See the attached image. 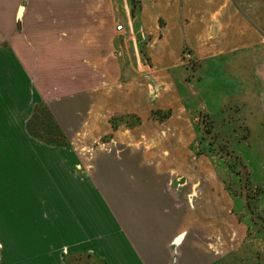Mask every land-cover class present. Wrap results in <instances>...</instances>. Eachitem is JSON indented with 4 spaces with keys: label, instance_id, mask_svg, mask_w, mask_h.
Wrapping results in <instances>:
<instances>
[{
    "label": "crops",
    "instance_id": "0c3cea01",
    "mask_svg": "<svg viewBox=\"0 0 264 264\" xmlns=\"http://www.w3.org/2000/svg\"><path fill=\"white\" fill-rule=\"evenodd\" d=\"M138 1L150 76L118 63L102 83L65 90L42 84L17 44L26 6L0 0V264H240L248 226L220 178L202 179L193 206L183 190L175 209L170 164L118 162L94 144L128 141L145 101L150 118L180 125L191 110L188 61L244 53L259 36L234 0ZM157 109L171 114L161 121ZM198 171L207 176V165Z\"/></svg>",
    "mask_w": 264,
    "mask_h": 264
},
{
    "label": "rangeland",
    "instance_id": "374dc122",
    "mask_svg": "<svg viewBox=\"0 0 264 264\" xmlns=\"http://www.w3.org/2000/svg\"><path fill=\"white\" fill-rule=\"evenodd\" d=\"M234 1L254 24L260 41L244 53L202 59V51L200 59L188 61L181 75L186 81L181 79L191 110L183 122L174 126L170 120L150 118L145 101L139 110L144 124L128 141L113 135L110 142L94 146H111L118 162L137 157L135 161L145 164H170L175 209L183 203V190L193 206L202 194V179L220 178L237 198L240 218L248 226L240 264H264V0ZM21 4L27 11L17 23V44L45 86L70 90L98 85L105 66L114 76L118 63L127 76H150V60L144 55L148 36L141 29L136 34L135 0H21ZM118 22L125 24L124 34L116 32ZM150 85L154 91L156 84ZM121 146L128 147L129 155L116 151ZM136 152L142 154L134 156ZM203 164L208 172L202 178L198 167ZM172 251L171 246V255Z\"/></svg>",
    "mask_w": 264,
    "mask_h": 264
},
{
    "label": "trees",
    "instance_id": "16d2710c",
    "mask_svg": "<svg viewBox=\"0 0 264 264\" xmlns=\"http://www.w3.org/2000/svg\"><path fill=\"white\" fill-rule=\"evenodd\" d=\"M135 3L136 4H139V1L138 0H135ZM133 17L135 16V10H133ZM170 114H171V112H170V110L168 109V110H153L152 111V115L154 116V117H156L157 119H159V120H164V119H166V118H168L169 116H170ZM112 122H113V127H117V125H118V123H116L115 121H114V117H113V120H112ZM119 122H125L124 121V118H122V116H121V118L119 119ZM127 124L128 125H132L130 122H127Z\"/></svg>",
    "mask_w": 264,
    "mask_h": 264
},
{
    "label": "built area",
    "instance_id": "2783aa9c",
    "mask_svg": "<svg viewBox=\"0 0 264 264\" xmlns=\"http://www.w3.org/2000/svg\"><path fill=\"white\" fill-rule=\"evenodd\" d=\"M115 30L116 32L120 33V34H124L125 31H126V27H125V24L123 22H118L116 25H115ZM122 50L120 49L118 51V55H122Z\"/></svg>",
    "mask_w": 264,
    "mask_h": 264
},
{
    "label": "water",
    "instance_id": "95a60500",
    "mask_svg": "<svg viewBox=\"0 0 264 264\" xmlns=\"http://www.w3.org/2000/svg\"><path fill=\"white\" fill-rule=\"evenodd\" d=\"M21 10H22V7H20V10H19V13H18V15H20V14H21Z\"/></svg>",
    "mask_w": 264,
    "mask_h": 264
}]
</instances>
